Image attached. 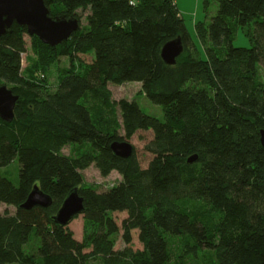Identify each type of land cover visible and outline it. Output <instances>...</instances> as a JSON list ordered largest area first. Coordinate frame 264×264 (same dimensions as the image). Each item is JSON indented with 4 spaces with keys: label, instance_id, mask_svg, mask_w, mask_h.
Instances as JSON below:
<instances>
[{
    "label": "trees",
    "instance_id": "trees-1",
    "mask_svg": "<svg viewBox=\"0 0 264 264\" xmlns=\"http://www.w3.org/2000/svg\"><path fill=\"white\" fill-rule=\"evenodd\" d=\"M201 2L194 37L175 0H44L52 16L87 10L85 25L54 46L15 23L0 35V85L18 96L12 119L0 118V167L18 162L16 185L0 174V205L14 207L0 213V264H183L206 251L215 264H264V0ZM243 27L249 47L233 44ZM25 35L41 69L67 58L53 89L44 74L23 73ZM176 37L183 51L168 65L160 49ZM126 81L140 83L161 118L112 98L108 84ZM139 131L151 134L145 165L134 147L126 158L110 147ZM91 164L120 180L99 190L84 180ZM33 185L50 206H20ZM73 188L80 240L53 219ZM122 211L118 224L112 213Z\"/></svg>",
    "mask_w": 264,
    "mask_h": 264
},
{
    "label": "rangeland",
    "instance_id": "rangeland-1",
    "mask_svg": "<svg viewBox=\"0 0 264 264\" xmlns=\"http://www.w3.org/2000/svg\"><path fill=\"white\" fill-rule=\"evenodd\" d=\"M178 9L181 13V16L184 20L186 28L194 34V19L202 20L204 18V13L202 9V2L201 0H175ZM215 4L212 2L210 3V11L214 12ZM87 14V10L79 8L76 10V15L79 19L81 26L85 25V17ZM26 41V52L22 54L21 60V69L24 74H26L29 70V67L34 69L33 75L35 78H39L41 74H44L45 83H47L49 89H53L56 85V79L58 75L68 66L67 58L60 57L57 61L50 64L48 68L44 70L41 69L36 60L34 61L33 55L30 52V40L27 35L24 36ZM235 46H243L249 47L250 41L244 31L243 28H239L237 30L235 39L233 41ZM258 75L259 78L264 81V66L260 65L258 67ZM9 87V85H7ZM108 88L111 91L112 98L116 101L120 98H126L128 100L134 99L137 103L146 109V111L156 117H162L161 107L158 104H154L148 98L145 97L141 90V86L139 82L136 81H126L121 84H108ZM151 137L149 131H139L135 134L129 142L133 145L135 153L139 160L142 162V165H145L146 160L150 157L149 154L145 152L143 149L144 144L146 141ZM75 147H71L66 145L62 148L64 153H72L75 152ZM84 180L87 183L97 185L99 190H105L107 188L112 187L121 178V175L116 171H112L107 176H102L97 168L91 164L89 167L82 171ZM0 174L6 176L13 184H17L18 182V162L17 159L13 158L9 163L6 165H2L0 167ZM9 211L10 213L14 212L13 206L7 205H0V213L4 211ZM113 217L116 219L117 223L120 224L121 220L126 216V212H113ZM68 228L74 234V237L80 240L82 238V215L78 214L73 217L69 223L67 224ZM124 246L123 241L121 240L120 235L115 237V248L119 249ZM132 246L133 248H140L141 244L137 239V233L135 230L132 231ZM206 257H211L212 262L211 264H215L214 256L212 251H206L203 253H199L197 256H189L185 258L183 264H206ZM88 264H95V262H89Z\"/></svg>",
    "mask_w": 264,
    "mask_h": 264
},
{
    "label": "water",
    "instance_id": "water-1",
    "mask_svg": "<svg viewBox=\"0 0 264 264\" xmlns=\"http://www.w3.org/2000/svg\"><path fill=\"white\" fill-rule=\"evenodd\" d=\"M26 28L28 35H36L43 43L54 46L66 40L72 32L80 27L76 16H52L44 0H0V35L5 34L13 24ZM183 51L180 37L166 41L160 49V56L164 63L175 64ZM18 96L7 87L0 85V118L10 121ZM260 142L264 147V130H260ZM113 152L121 157H129L133 152V145L126 140H116L110 145ZM196 155L190 156L188 162L194 161ZM52 203L51 197L33 185L25 201L20 205L24 208L40 206L46 208ZM83 212V199L77 189H71L63 199L53 219L61 225H67L75 216Z\"/></svg>",
    "mask_w": 264,
    "mask_h": 264
},
{
    "label": "crops",
    "instance_id": "crops-1",
    "mask_svg": "<svg viewBox=\"0 0 264 264\" xmlns=\"http://www.w3.org/2000/svg\"><path fill=\"white\" fill-rule=\"evenodd\" d=\"M198 19V18H197ZM197 19H194V23L196 22ZM189 31V30H188ZM190 34L193 36V33H191V31H189ZM194 37V36H193Z\"/></svg>",
    "mask_w": 264,
    "mask_h": 264
}]
</instances>
